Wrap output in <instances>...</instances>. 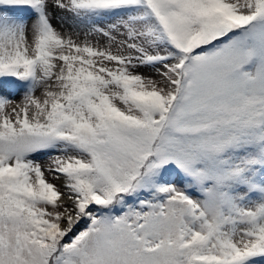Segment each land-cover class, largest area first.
Segmentation results:
<instances>
[{"label": "snow or ice", "instance_id": "6c2138e0", "mask_svg": "<svg viewBox=\"0 0 264 264\" xmlns=\"http://www.w3.org/2000/svg\"><path fill=\"white\" fill-rule=\"evenodd\" d=\"M0 264H264V0H0Z\"/></svg>", "mask_w": 264, "mask_h": 264}, {"label": "rangeland", "instance_id": "374dc122", "mask_svg": "<svg viewBox=\"0 0 264 264\" xmlns=\"http://www.w3.org/2000/svg\"><path fill=\"white\" fill-rule=\"evenodd\" d=\"M53 23H54V25H56V27L57 28H60V24L54 19L53 20ZM63 30V29H62ZM70 30V29H69ZM143 71H145L146 73H147V70H143ZM14 99H16L17 101H19V99H20V97L19 96H16V97H14ZM49 179H51V177H49ZM54 183H59V182H57V181H53Z\"/></svg>", "mask_w": 264, "mask_h": 264}]
</instances>
